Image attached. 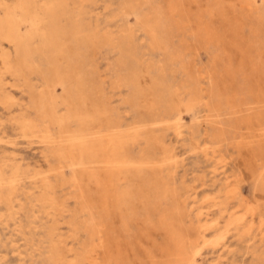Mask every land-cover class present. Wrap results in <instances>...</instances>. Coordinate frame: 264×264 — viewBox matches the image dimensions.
I'll return each instance as SVG.
<instances>
[{"label": "rangeland", "instance_id": "obj_1", "mask_svg": "<svg viewBox=\"0 0 264 264\" xmlns=\"http://www.w3.org/2000/svg\"><path fill=\"white\" fill-rule=\"evenodd\" d=\"M15 1L0 0V20L5 15L22 17ZM35 1L37 6L45 3ZM179 1L65 0L57 9L56 23L59 27L67 26L65 34L77 27L83 36H95L97 42L91 48L71 38V51L58 57L61 69L75 72L76 61L85 59L84 75L91 80L83 89L85 100L93 92V100L104 107L107 120L119 128L122 139L130 138L133 124L149 120L145 106L151 103L155 105L152 119L164 120L162 126L144 127L127 151L134 162L142 158L165 160L160 175L171 194L149 195L146 206L138 204L137 217L124 224L118 220L120 216L116 217L118 223L115 221L112 227L116 234L110 235L109 247L118 260L105 258L104 264H147L155 254L159 261L170 263L169 255L160 250L172 248L167 237L172 228L182 230L190 264H264V102L258 101L264 98V72L256 75L251 70V62L257 64L258 55L264 63V0ZM37 10L41 17V8ZM48 21L43 19L36 26L47 31V26H53ZM200 23L212 27L217 38L208 40ZM21 30L24 31L23 25ZM1 38L0 175L8 179L16 172L18 190L13 195V207L0 201V264H51L50 246L55 241L65 244L67 261L83 264L79 257L92 243L87 225L90 215L98 217L97 202L92 209L80 198L79 189L70 182L69 161L63 158L62 134L54 122L57 124L61 116L68 115V108L61 104L64 87L50 84L56 101L45 97L54 54L42 52L39 40L32 39L27 67L7 71L8 64L14 63L15 48ZM233 41L241 49L233 46ZM68 89L69 94L77 97L76 82ZM139 89L154 90L152 96L140 101L141 108L134 99ZM174 95L182 100L178 110L167 103L168 97ZM84 103L83 110L88 106ZM51 110L57 118L50 116ZM30 122L34 129L29 133L22 124ZM67 124L69 132L77 131L73 118ZM147 134L163 142L162 148L153 149ZM44 179L47 183L42 187ZM129 186L138 187L126 183L122 188ZM44 190L57 201L59 210L54 220L47 218L39 202ZM103 225L109 228L107 223ZM50 230L53 238L48 235Z\"/></svg>", "mask_w": 264, "mask_h": 264}, {"label": "bare ground", "instance_id": "obj_2", "mask_svg": "<svg viewBox=\"0 0 264 264\" xmlns=\"http://www.w3.org/2000/svg\"><path fill=\"white\" fill-rule=\"evenodd\" d=\"M1 1L4 2V0H1ZM64 1L65 0H45V3L42 6H37L36 5L37 1H35V0H16L15 1V4H16L15 8L17 10H19L20 15L22 17L20 18L19 16H17V18H14L13 16L5 15L3 18H1V20H0V36L4 40H6L10 44H12L14 46V48H15L14 63L12 65L8 64V66L6 67L7 71H16V70L20 71V69H25L27 67L26 65H27L28 48H30V42H32V39H36L37 38V40H39L40 45H41V48H39V49H42V52L45 51V52H51V54H54L55 61L50 63V71H49V74H48L47 79H46L48 86H46V89H45V92H44L45 93V97L48 100L52 101V102L56 101V96H54L51 93L50 84L61 85L62 87H64V92H63V95L61 96V104H63L64 106H66L68 108V115L61 116L58 119L57 124H56V122H54L55 125L59 126L60 133L62 134V139L63 140L62 139L61 140L63 142L62 141L61 142L64 145V152H63L64 157L63 158L65 159V157H66L68 159V161H69L68 164H69V169H70L69 171H70V175H71L70 176V182L72 183L73 187L79 189L80 198L83 201L87 202L89 207L91 205L92 209H93V205H94L93 203L97 202L96 203L97 204L96 209H97L98 217L96 219H94L93 215H90L91 216V222L87 225V228H88L87 230H88L89 235L91 237L92 243H91V246L89 247V249L86 250L83 254L80 255L79 260H80L81 263L83 262V264H84V262H87V264H104V262L106 260L105 258H107V260L113 261V262L118 260V255L113 253V251H111V249L109 247V245H110L109 244L110 235L111 234L112 235L116 234V232L112 230L113 229L112 227H114V224H115L114 222L116 221L118 223V221H117L118 218H116V217L120 216V219H118V220L120 221V223L124 224V222H126L127 220L131 221L133 218L137 217L136 213H137V210H138L137 209L138 208V204L146 206L145 202H147L146 199L149 198V195L153 194V195H157V196L159 195V196L167 197V195L171 194L168 191L169 189L163 183V177H161V175H160V173H161L160 169H162V166L164 165V163H165L164 161L165 160L162 161L161 158H160V160L158 161V160H156V158H154L153 159L154 161H150V160H147V159L144 160L142 158V159L138 160V162H134V161H132V158L129 155L130 153L127 151V150H129L128 149L129 148V144L133 143V141H134L132 139H135L136 136H138L139 132L144 130V127L149 129L150 127L154 128V127H157V126H160V125L162 126V124L164 123V120L159 118V117L156 118V119H152L153 115H151V113H153V111L155 110V105L153 103H151L150 105L145 106V112L148 113L149 120L146 121V122H142L139 119L140 122H137V123L133 124L134 125V128L132 129L133 131L130 134H128V136H130V138L122 139V137H123L122 135L123 134L121 135L119 128H117L116 126L110 124V122L107 120L105 109H103L104 107L100 106L98 102H95V100H93V96H92L93 92L92 93L89 92L90 94L88 93L90 95L89 97H91V99L93 101H90L89 97H88V99H86L87 101L85 100V95L86 94H85V91H83V89L87 88L89 86V84L91 83V82L89 83V81H91V80L90 79L88 80L87 77L85 78V75H84L85 67H86L85 59L83 60L82 58H80V60H77L76 61V63H77L76 70L77 71L72 72V70L69 69V68L67 70H64V71L61 69L58 57H63V53L64 52L68 53L69 51H71V48H72L71 44L73 43V41L70 42V40H72L71 38H73V40H77L78 39L77 42L79 43V45H82V46H84V45L85 46H90L91 45L92 47L91 46L90 47L93 48L94 45L97 43L96 42V37L93 36L94 34L92 35L93 37L83 36L82 35L83 31L81 32L80 28H77V27H72L71 30L67 34H65L66 32H64V31H65L67 26H60L59 27V25L56 23L58 21V11H57V9L60 6L63 5ZM85 1H87V0H85ZM176 1H179V0H176ZM38 8H41V10H40L41 11V14H40L41 17H38V14H37V12H39V10H37ZM173 12H174V10H173ZM169 13H170V11H169ZM175 13H176V11H175ZM180 13L182 14V12H180ZM18 18H20V19H18ZM47 18L49 19L50 23L53 25V26H47V28H46L47 31L43 30L42 26H36V24H38L39 22L43 21V19H47ZM169 21H171V20H169ZM174 21H176V20H174ZM237 22H236V24H237ZM180 24L181 25L183 24L182 21L180 22ZM22 25H23L24 31L21 30ZM200 25H201V23H200ZM153 27H155V26H153ZM202 27H204V26H202ZM144 28H146V27H144ZM171 28H173V27L171 26ZM202 29H203V32L205 34V37L208 40H213V39L215 40L217 38V37H215L216 36L215 33L212 31V27L210 29V28H208L206 26V27H204ZM232 29H235V28H232ZM148 32H149V30L147 31V33ZM170 32H172V31H170ZM173 32H174V30H173ZM232 32H235V31L232 30ZM150 33L153 35L152 29H150ZM95 34H97V33H95ZM197 34L199 35V33H197ZM253 34H254V32H253ZM156 35L157 34H155L154 36L157 37ZM63 36H64V38H62ZM158 37H159V35H158ZM218 40H220V39H218ZM234 40H236V39H234ZM226 41H228V40H226ZM252 41L253 40L251 39V42ZM247 42H249V41H247ZM255 42H256V40H255ZM9 43H7V44H9ZM155 44H156V42H155ZM252 44H253L252 45L253 47L256 46V45H254V43H252ZM232 45L236 46L238 49H241L240 48L241 45L239 46L238 44H236L235 41L232 42ZM229 46H230V44H229ZM263 46H264V44H263ZM260 47H261V45H260ZM246 48H247V46H246ZM260 49H263V47L260 48ZM253 52H251V53H253ZM258 52H259V50H258ZM244 53H246V51ZM255 55H257V54H255ZM263 55H264V53H263ZM251 57H253V56H251ZM260 59H261L260 55H258L257 64H255L254 62H251V65L253 63L252 69H251L253 74L256 73V75H257L259 72H260V74H263L262 72H264V63H262L261 62L262 60L260 61ZM250 61H252V60H250ZM70 64H71V62L69 63V65ZM70 66H72V65H70ZM239 68H240V66H239ZM241 69H243V68H241ZM4 71H6V70H4ZM12 74H13V72H12ZM258 76H260V75H258ZM263 76H264V74H263ZM260 78H261V76H260ZM0 79H2V78H0ZM235 79H233V81ZM134 80H133V82H134ZM263 80L264 79H262V81ZM149 81H150V78H149ZM229 81H230V79H229ZM73 82H76L78 84V86H79L77 97H76V95L73 97V95H71V93L69 94L70 90L68 89V87ZM94 82H93V84H94ZM259 82H261V81L259 80ZM150 83H152V82H150ZM141 86L143 87V85H141ZM242 86H243L242 88H244V84ZM236 87H238V86L236 85ZM154 88H155V86H154ZM247 88H248V86H247ZM236 90H237V88H236ZM75 91H76V89H75ZM153 92H154V90H151V89H139L137 91V93L134 96V99L136 101V104L138 103V105H139L138 107L139 108H141L140 107V104H141L140 101H142V103H143L146 97H149V96L153 95ZM195 92L196 91H194L193 93H195ZM227 92H229V91H227ZM232 92H234V91H232ZM226 94H228V93H226ZM198 98H199V96H198ZM230 98H231V96H230ZM159 99H160V97H159ZM190 99L192 100V98H190ZM181 101L182 100L179 98V96L174 95V96H169L168 97L167 103L168 104L170 103V107L173 106V108H176L178 110V108L181 106V103H182ZM258 101L263 103L264 102V98L260 97L258 99ZM84 102H87L86 105H88V106H87L86 109L83 110L82 109V104ZM230 104L231 103L229 102V105ZM84 106H85V103H84ZM258 106H259V104H258ZM142 108H144V107H142ZM166 108H168V107H166ZM235 109H236V107H235ZM190 110H188V111H190ZM163 112H161V114ZM54 115H55V118H57V116L55 114V111L53 112V110H51L50 116L54 117ZM168 116H169V114H168ZM55 118H52V119L55 120ZM71 118H73L76 121L77 125H78L77 131L75 133L72 132L74 134L69 132V129L67 130L65 128L68 125L67 121L69 119H71ZM255 118L257 119L256 116H255ZM255 118H253V119H255ZM256 119H255V121H256ZM73 122L71 121L72 124H73ZM248 123H250V122H248ZM258 123H259V121H258ZM16 124L18 125V122ZM20 125H21V123H20ZM22 125H24L26 127L25 128L26 131L29 130V133L32 132L30 130L34 129L33 125L31 124V122H30V124L25 123V124H22ZM147 126H150V127H147ZM19 128L21 129L23 127L20 126ZM37 132H38V130H37ZM159 135H158V137H159ZM30 136H32V135H30ZM147 136H148V134H147ZM261 136L263 137L262 134H261ZM47 138L49 139V137H47ZM144 138H145V135H144ZM146 139H148L147 142L150 143V145L152 146L153 149L162 148L161 145H162L163 142L161 143L159 141V139H157L156 137L150 136L149 138H146ZM42 140H43V138H42ZM49 140H51V139H49ZM59 155H58V158H59ZM61 158H62V156H61ZM168 163H169V161H168ZM1 169H2V167H1ZM3 174H4V172H3ZM16 175H17V173L15 172V174H13L12 177L9 176L11 178H8V179H2V177H1L2 175H0V201L6 203V205L9 206V207L10 206L13 207V204H14L13 195H14V193H15V191L17 189V185H18V182H17L18 179H17ZM18 176H20V175H18ZM32 181H34V180H32ZM46 183H47V181H46V179H44L43 180L44 186L42 184V187H45ZM126 183H128L130 185L137 184L138 187L129 186L127 188H122V186H125ZM35 184H36V182H35ZM166 184H167V182H166ZM38 187H39V185H38ZM170 189H171V187H170ZM39 190H41V188ZM75 191H74V193H75ZM40 194H42V193H40ZM134 197H136L137 199H135ZM155 201H156V199H155ZM39 202H40V204H42V206L44 208V213L47 216V218H50V219L54 220L55 216L57 214L56 212L59 210L58 209V205H57V201L55 200L54 196H52L50 194V192H46L45 191V193L42 194V196L40 197ZM150 204L148 202V205H150ZM139 207H140V205H139ZM41 210H43V209H41ZM177 210H178V208H177ZM151 211L152 210H150V212ZM152 215H155V214L152 213ZM165 217H166V215L164 214L162 219H165ZM181 218H183V217H181ZM166 222H167V220H166ZM179 222H181V221H179ZM104 223H107V225H108V227L110 228L111 231H109V232L107 231V229H109V228H106L107 226L104 227V225H103ZM136 223H138V222H136ZM129 225H130V223H129ZM147 225H148V223H147ZM43 227H44V225H43ZM161 228L163 229L162 226H161ZM45 229H46V227H45ZM137 230H139V229H137ZM170 230H171L170 232L168 231V236L167 237H168V240L170 241V243L172 245V248L163 247L164 249H161L160 253L161 254H168L169 257L172 259L171 260L172 262L169 261L170 263H168V264H190V259L188 257L189 251H188V249L185 250V246L186 245L184 246V244H183L185 238L182 239V237H184V236H182L183 232L181 233L182 230L180 229L181 231H179L178 228H174V230L172 228ZM131 233L132 232L130 231V234ZM134 233H136V232H134ZM48 235H49V237L50 236L52 238L54 237V234H53L52 230H50L48 232ZM120 235H121V233H120ZM57 238H60V236L58 237V235H57ZM196 238L198 239V237H196ZM135 239H137V238H135ZM194 239H195V237H194ZM114 241L117 242L115 239H114ZM192 241H194V240H192ZM196 242H197V240H196ZM52 243H51V246H50V251H51L50 252V261H51V264H71L70 261H67V258H68L67 255L68 254L66 255V253H65V251L63 249L65 244L63 243V245H64L63 246L59 241L58 242L55 241V242H52ZM126 243H128V242L126 241ZM114 244L116 245L117 243H114ZM188 248H190V247H188ZM42 249H44V248H42ZM122 253L125 255L124 257L127 258L126 251H124ZM71 254H70V256H71ZM153 255H154V253H153ZM189 255H191V253ZM192 255H193V253H192ZM155 256H156V254H155ZM155 256L154 257L152 256V257L148 258L147 264H165V262H161L158 259H156ZM142 261H144V259Z\"/></svg>", "mask_w": 264, "mask_h": 264}]
</instances>
